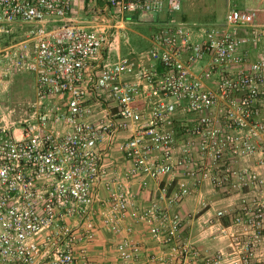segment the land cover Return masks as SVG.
Returning a JSON list of instances; mask_svg holds the SVG:
<instances>
[{
    "label": "built area",
    "instance_id": "obj_1",
    "mask_svg": "<svg viewBox=\"0 0 264 264\" xmlns=\"http://www.w3.org/2000/svg\"><path fill=\"white\" fill-rule=\"evenodd\" d=\"M108 2L122 16L183 4ZM71 9L72 0H0V41L30 26L0 48V82L36 76L33 112L0 126V264H97L101 229L114 237L115 264H264L256 12L231 8L226 28L165 22L147 51L100 61L107 34L72 20ZM152 183L157 191L141 205ZM196 196L226 249H202L186 235L182 206ZM133 220L162 254L148 255Z\"/></svg>",
    "mask_w": 264,
    "mask_h": 264
},
{
    "label": "crops",
    "instance_id": "obj_2",
    "mask_svg": "<svg viewBox=\"0 0 264 264\" xmlns=\"http://www.w3.org/2000/svg\"><path fill=\"white\" fill-rule=\"evenodd\" d=\"M233 7L256 12L257 21L264 24V0H183L182 9L178 12L166 9L156 14L145 13L127 16H122L117 8L109 4L108 0H72L69 17L107 34L108 42L100 56V61H103L108 55L111 60H115L120 56L147 51L151 47L153 34L165 22L183 21L226 28V14ZM22 27L30 28L29 25L19 28ZM156 191L157 187L154 183L149 189L142 191L139 195L141 205L149 204ZM206 197L208 203L212 201L217 206L222 204V201L219 200L220 197L207 194ZM207 210H210V207L203 208L200 196L185 201L182 206V213L186 221L185 233L191 235L197 246L202 249L210 251L226 249L229 243L225 232L218 230L217 227L210 228L207 224H203V220L208 217ZM208 212L211 213L212 210ZM132 219L134 216L131 217V221ZM133 222H135V233L144 240L148 255L154 257L162 254L163 247L158 240L150 235L148 227L143 223L134 220ZM223 224L227 228L230 222L224 220ZM91 254L97 264H115L113 235L107 230L101 229L98 240L91 247Z\"/></svg>",
    "mask_w": 264,
    "mask_h": 264
},
{
    "label": "rangeland",
    "instance_id": "obj_3",
    "mask_svg": "<svg viewBox=\"0 0 264 264\" xmlns=\"http://www.w3.org/2000/svg\"><path fill=\"white\" fill-rule=\"evenodd\" d=\"M27 29L28 27L18 28L17 32L4 36L0 41V48L18 41ZM35 84L36 76L31 72L18 74L12 79L0 82V126L19 124L20 120L33 112ZM208 195L220 197L214 193H208ZM196 225L200 228L198 223ZM262 255L264 257V254Z\"/></svg>",
    "mask_w": 264,
    "mask_h": 264
}]
</instances>
